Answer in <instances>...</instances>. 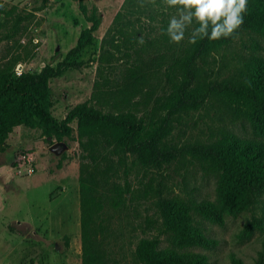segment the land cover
Masks as SVG:
<instances>
[{
  "label": "rangeland",
  "instance_id": "obj_1",
  "mask_svg": "<svg viewBox=\"0 0 264 264\" xmlns=\"http://www.w3.org/2000/svg\"><path fill=\"white\" fill-rule=\"evenodd\" d=\"M132 3L136 5L130 7ZM87 4L100 20L91 41L67 55L89 25L79 0H0V67L16 77L45 64L65 62L63 72L48 81L49 110L59 122L99 88L130 93L133 107L148 111L170 90L162 58L178 56L193 25L186 27L181 41L171 42L161 31L176 14V6L167 0H87ZM248 55L264 58V37L251 30L240 32L201 60V83L217 85L229 79ZM229 116L206 99L171 116L167 139L173 154L168 159L148 163L128 153L121 163L114 160L112 179L123 189L128 187L123 209L111 214L119 233L113 248L118 264H139L133 256L135 244L142 236L158 233L167 201L215 199L216 177L191 156L192 144L218 143L223 128L252 144L264 141V133ZM66 125L67 131L47 134L40 126L18 124L0 143V264H81L76 118ZM55 142L61 145L59 152L51 148ZM24 153L34 165L31 173L26 164H19ZM249 198V205L236 215L224 214L222 225L201 220L218 244L188 249L206 252L207 264H233L234 256L244 264H264V223L244 229L264 215V191ZM159 236L165 245L164 235Z\"/></svg>",
  "mask_w": 264,
  "mask_h": 264
},
{
  "label": "trees",
  "instance_id": "obj_2",
  "mask_svg": "<svg viewBox=\"0 0 264 264\" xmlns=\"http://www.w3.org/2000/svg\"><path fill=\"white\" fill-rule=\"evenodd\" d=\"M79 8L89 25L80 32L67 55L77 53L91 41L100 20L87 0H79ZM247 30L264 37V0H247L243 22L231 35L215 40L204 37L191 43L187 38L178 56L162 58L160 64L167 65L163 74L170 90L156 99L148 111L133 107L130 93L99 88L75 104L59 122L49 110L48 81L63 72L61 64L65 62L45 64L36 72H21L16 77L0 67V143L18 124L40 126L49 134L60 129L67 131L66 122L77 120L81 264H118L113 248L119 233L111 214L123 209L128 187L124 190L112 179L114 160L121 163L128 153L148 163L171 157L173 149L167 139L171 116L207 99L230 114L229 120L240 119L264 133L263 57H244L236 72L217 85L203 84L198 77L201 60ZM160 111L164 113L159 115ZM220 132L222 139L218 143L198 142L190 149L191 156L215 175V199L167 201L158 233L142 236L135 244L133 256L139 264H207L206 252L188 249L218 244L201 220L222 225L224 214L236 215L249 205V195L264 191V141L252 144L231 129ZM263 223L264 215L246 223L244 229L250 231ZM160 234L164 235L165 245L161 244ZM232 263L244 264L237 256L232 257Z\"/></svg>",
  "mask_w": 264,
  "mask_h": 264
},
{
  "label": "clouds",
  "instance_id": "obj_3",
  "mask_svg": "<svg viewBox=\"0 0 264 264\" xmlns=\"http://www.w3.org/2000/svg\"><path fill=\"white\" fill-rule=\"evenodd\" d=\"M175 7V15L168 18L161 29L171 42H179L185 37V29H191L188 41L207 37L209 40L231 35L243 22L247 0H167ZM142 42V39H141Z\"/></svg>",
  "mask_w": 264,
  "mask_h": 264
},
{
  "label": "built area",
  "instance_id": "obj_4",
  "mask_svg": "<svg viewBox=\"0 0 264 264\" xmlns=\"http://www.w3.org/2000/svg\"><path fill=\"white\" fill-rule=\"evenodd\" d=\"M18 160H20L19 164H26L27 165V173H31L34 171V165L31 162V158L29 153H24L19 156Z\"/></svg>",
  "mask_w": 264,
  "mask_h": 264
},
{
  "label": "water",
  "instance_id": "obj_5",
  "mask_svg": "<svg viewBox=\"0 0 264 264\" xmlns=\"http://www.w3.org/2000/svg\"><path fill=\"white\" fill-rule=\"evenodd\" d=\"M51 148L55 151V152H59L60 151V148H61V145L59 142H55L51 145Z\"/></svg>",
  "mask_w": 264,
  "mask_h": 264
}]
</instances>
